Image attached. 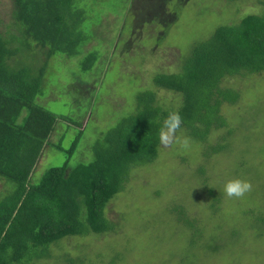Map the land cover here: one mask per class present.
<instances>
[{
	"label": "rangeland",
	"instance_id": "rangeland-1",
	"mask_svg": "<svg viewBox=\"0 0 264 264\" xmlns=\"http://www.w3.org/2000/svg\"><path fill=\"white\" fill-rule=\"evenodd\" d=\"M115 1H76L88 14L89 40L82 50L98 55L91 68L79 70L83 55L55 54L47 63L45 95L37 102L84 125L69 166L94 158L95 139L135 112L142 92L154 90L157 103L177 107L182 95L156 86L153 76L179 72L192 46L216 26L258 11L256 0ZM12 7L11 0H0L1 31L13 29ZM29 48L38 49L34 43ZM222 85L237 90L239 98L222 105L227 125L212 129L208 144L178 130V137L190 139V147L159 144L157 158L133 167L125 188L107 203L114 229L67 235L35 264H67L68 258L73 259L69 264H264V72L225 77ZM77 131L73 124L56 127L32 179L67 159ZM217 142L224 147L212 152L209 145ZM204 176L216 199L202 186ZM237 177L251 182V192L226 197L225 182ZM4 180L1 196L7 189Z\"/></svg>",
	"mask_w": 264,
	"mask_h": 264
},
{
	"label": "trees",
	"instance_id": "trees-1",
	"mask_svg": "<svg viewBox=\"0 0 264 264\" xmlns=\"http://www.w3.org/2000/svg\"><path fill=\"white\" fill-rule=\"evenodd\" d=\"M76 1L11 0L13 29L0 30V178L9 182L7 186L4 180L7 189L0 195V264H35L49 257L53 243L67 235L114 229L105 213L107 203L125 188L133 167L157 158L159 129L168 113L178 109L179 130L208 144L212 129L227 125L222 105L239 98L237 90L222 85L225 77L264 72V0H256L258 11L222 22L196 42L182 70L153 76L156 86L182 95L177 107L157 103L154 90L142 92L137 110L95 139L94 158L69 166L83 122L55 115L37 100L45 95L44 74L55 54L77 59L83 55L80 71L96 62L94 49L82 50L89 40L88 14ZM33 43L37 51L29 48ZM60 123L78 127L66 149L67 159L32 179L43 148ZM209 147L218 152L224 144ZM199 172L205 174L203 166ZM207 179L204 176L202 186L216 199L218 193ZM71 262L68 258L67 264Z\"/></svg>",
	"mask_w": 264,
	"mask_h": 264
},
{
	"label": "clouds",
	"instance_id": "clouds-1",
	"mask_svg": "<svg viewBox=\"0 0 264 264\" xmlns=\"http://www.w3.org/2000/svg\"><path fill=\"white\" fill-rule=\"evenodd\" d=\"M182 117L179 110H173L164 118L159 129L160 144L167 148L173 144L179 145L180 148L187 150L190 147V139L188 137L180 138L177 133L181 127ZM252 184L248 180L241 178H232L225 182L223 192L229 198H242L246 193L251 192Z\"/></svg>",
	"mask_w": 264,
	"mask_h": 264
}]
</instances>
